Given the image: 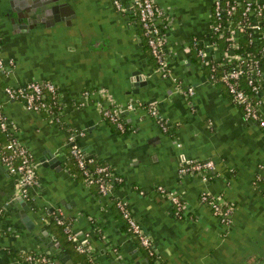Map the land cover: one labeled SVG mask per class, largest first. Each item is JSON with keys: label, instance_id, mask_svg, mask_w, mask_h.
Here are the masks:
<instances>
[{"label": "crops", "instance_id": "1", "mask_svg": "<svg viewBox=\"0 0 264 264\" xmlns=\"http://www.w3.org/2000/svg\"><path fill=\"white\" fill-rule=\"evenodd\" d=\"M15 1L0 0V52L12 63L9 73L0 72V106L10 131L30 150L38 184L24 210L16 202V176L0 163V264H25L27 252L60 253L56 243L69 255L58 264H82L83 256L99 264H153L127 233L115 198L165 264H264V128L243 118L226 87L211 83L189 48L193 39L209 42L212 0H157L170 75H162L149 53L133 18L134 0H121L122 12L111 0H64L68 23L49 21L26 32L10 21ZM30 81L56 85L62 124L7 99L5 87ZM259 98L264 108V80ZM129 103L136 108L123 116L125 132L101 115L105 105ZM139 105L155 106L167 129ZM70 128L84 133L77 143L86 157L122 179L112 195H100L67 164ZM51 158L59 166L43 165ZM191 160H211L213 174L207 180L181 176L178 169ZM159 186L181 198V215ZM203 191L232 205L230 225H221L200 200ZM58 211L72 219L74 235L88 241V255L65 245L50 220Z\"/></svg>", "mask_w": 264, "mask_h": 264}, {"label": "built area", "instance_id": "2", "mask_svg": "<svg viewBox=\"0 0 264 264\" xmlns=\"http://www.w3.org/2000/svg\"><path fill=\"white\" fill-rule=\"evenodd\" d=\"M118 11H125L126 8L121 0H111ZM134 10L142 26L146 44L157 69L162 75H170L172 68L169 65L167 54L164 49L166 42L164 35L163 12L159 8L157 0H134ZM240 11L241 18L234 21L233 17ZM244 27L254 43H259L264 38V0H212V13L209 23V42L201 43L193 39L192 46L196 49L201 67L207 66L211 70L209 80L211 83H222L227 89L235 105L241 108L242 116L247 121L255 122L264 128V108L259 98L261 82L264 80V72L261 69V62L264 54L257 59L241 60L237 65L228 69H223L219 75L215 73L217 67L230 64L236 56L232 49L236 46L239 38V29ZM224 38L228 42V47L224 50L214 44V38ZM190 48V46H189ZM191 49V48H190ZM264 53V46L262 47ZM211 55H216L217 58ZM240 59V58H238ZM11 62L6 63L0 52V72L9 73ZM246 76V84L251 92L256 94L253 97L247 92L239 81L241 76ZM194 89L188 86L186 95L193 94ZM5 94L8 100H18L23 103L25 109L43 113L46 119L57 125L62 124L63 106L60 103V91L56 85L50 81H30L25 85L7 86ZM136 108V104L129 103L125 108L105 105L101 108L103 118L121 131L125 132L127 127L124 124V114ZM147 108L152 117L157 119L159 125L166 130V121L163 120L155 106H138ZM0 131L5 136V141L0 139V163L16 176L17 195L26 202L34 199L30 194L32 187L38 184L36 175V164L27 146L17 140L14 133L10 131V125L5 117L4 111L0 106ZM83 132L70 128L68 130L67 144L69 153L74 158L77 167L80 169L83 181L86 185L96 186L98 193L103 196L112 195L115 184L122 179L116 176L113 170L106 164H99L93 158L86 157L78 145V139L83 136ZM93 166L90 168V166ZM215 169L211 160H191L178 169V173L183 175H198L202 180H207ZM157 190L168 197L175 208L176 214L181 215L184 209V202L173 192H167L163 187ZM116 207L120 211L123 219L127 223L128 232L137 237L140 245L146 253L153 259V264H165L155 253L153 241L143 231L141 225L133 218L126 204L115 198ZM200 200L210 208L215 217L223 226L231 223L233 207L224 199L221 194L212 195L209 192H202ZM2 211L0 210V213ZM55 222L62 227L67 239L74 244V249L78 253L88 255L90 246L86 239L79 240L71 230L72 219H65L61 212L53 214ZM1 232V231H0ZM25 264H54L53 259L43 253L27 252L23 255ZM90 264H99L95 259H90Z\"/></svg>", "mask_w": 264, "mask_h": 264}, {"label": "water", "instance_id": "3", "mask_svg": "<svg viewBox=\"0 0 264 264\" xmlns=\"http://www.w3.org/2000/svg\"><path fill=\"white\" fill-rule=\"evenodd\" d=\"M67 7L69 6L66 2H64V0H16L14 3L12 2L10 4L8 15L14 29L26 32L27 30L32 29L38 24L44 23L45 25H47L49 21L52 23L59 21L68 23L71 18L67 13ZM137 78L138 85H141L142 78ZM59 163L60 162L57 159L51 158L49 162H44L43 165L59 166ZM16 197V202H19L25 210L27 208L26 201L18 195ZM55 245L60 250V253L51 254V251L48 252L46 250L47 254H45L53 259L54 264H58L59 260L63 261L64 256L69 258V255H67V253L59 243H56ZM54 258L56 259V261Z\"/></svg>", "mask_w": 264, "mask_h": 264}, {"label": "trees", "instance_id": "4", "mask_svg": "<svg viewBox=\"0 0 264 264\" xmlns=\"http://www.w3.org/2000/svg\"><path fill=\"white\" fill-rule=\"evenodd\" d=\"M239 12H240V11H238V13H237L236 15H234V17H233L234 21H238V20H240L241 15H240ZM133 15H134L133 18L136 20V22H137V24H138V26H139V29H140L141 35H142L143 39L145 40V44H146V38H145V36L143 35V32H142V26H141V23H140V21H139V19H138V15H137V13H136V10H134V14H133ZM239 30H240V31H239V38H238L237 44H236V46L232 49V52H233V54L236 56V58H233L230 64H224V65H222V66H220V67H217L216 70H215V73H216L217 75H219L223 69H228V68H230V67H233V66L237 65L238 63H240L241 60H247V61H248L249 59H257V60H260V59H258V58H259L261 55L264 54L263 51H262V47L264 46V38H263V40H262L261 42H259V43L256 44V43L252 42V40H251V38H250V36H249V32H248L243 26H242L241 29H239ZM213 41H214V44H215V45L219 48V50H221V51L224 50V49H226V48L228 47V42L225 41L224 38H221V37H219V38H214ZM146 46H147V44H146ZM147 48H148V47H147ZM190 48H191V54H192L193 59H194V60H198V62H199V58H198V55H197V51H196V49L192 46V42L190 43ZM238 58H240V59H238ZM203 68H204L205 70H207V73H208V74L211 73V70L209 69V67H207V66H203ZM239 81H240V83H241V86H242L247 92H249L253 97H256V94H254L253 92H251L250 88L247 86V84H246L247 80H246V76H245V75L241 76V77L239 78ZM218 83H219V82H218ZM220 84H222V83H220ZM222 85H224V84H222ZM226 90H227V89H226ZM126 131H127V130H126ZM0 139H1L2 141H5V136H4V134H3L1 131H0ZM67 164L69 165V167L72 168V170H76V172H78V173H80V174L82 175L80 169L77 167V164H76L74 158H73L71 155H70V156L68 157V159H67ZM92 167H93V166L91 165L90 168H92ZM117 184H118V183H116L115 185H117ZM94 187H96V186L94 185ZM115 187H116V186H115ZM96 189H97V188H96ZM119 212H120V211H119ZM120 215H121V213H120ZM121 217H122V215H121ZM122 219H123V217H122ZM50 220H51V224L53 223L55 226H57V227L60 229L62 235H63L64 238H65V245L69 248V250L74 249V244H73L70 240L67 239V236H66V234L63 232L62 227H61L60 225H58V224L55 222V219L53 218V216L51 217ZM123 220H124V222H125V228H126L127 233H128L129 235H131V234L128 232V230H127V223H126L125 219H123ZM131 236H132V235H131ZM132 237H133V239L135 238V240H137V242H138L137 237H134V236H132ZM138 243H139V242H138ZM139 244H140V243H139ZM141 247H142V246H141ZM142 248H143V247H142ZM143 249H144V248H143ZM144 250H145V249H144ZM73 251H74V250H73ZM81 261H82V264H90V260H89L87 257H85V256H83V258H81Z\"/></svg>", "mask_w": 264, "mask_h": 264}]
</instances>
